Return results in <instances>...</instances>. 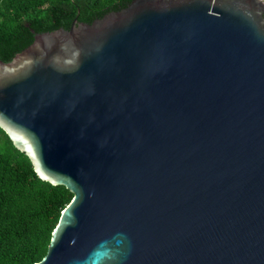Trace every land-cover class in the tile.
<instances>
[{
  "label": "water",
  "instance_id": "1",
  "mask_svg": "<svg viewBox=\"0 0 264 264\" xmlns=\"http://www.w3.org/2000/svg\"><path fill=\"white\" fill-rule=\"evenodd\" d=\"M0 129L71 194L34 264H264V6L132 0L0 61Z\"/></svg>",
  "mask_w": 264,
  "mask_h": 264
},
{
  "label": "trees",
  "instance_id": "2",
  "mask_svg": "<svg viewBox=\"0 0 264 264\" xmlns=\"http://www.w3.org/2000/svg\"><path fill=\"white\" fill-rule=\"evenodd\" d=\"M132 0H0V61L8 63L34 34L90 24ZM72 194L36 176L28 158L0 129V264H34L45 255Z\"/></svg>",
  "mask_w": 264,
  "mask_h": 264
},
{
  "label": "built area",
  "instance_id": "3",
  "mask_svg": "<svg viewBox=\"0 0 264 264\" xmlns=\"http://www.w3.org/2000/svg\"><path fill=\"white\" fill-rule=\"evenodd\" d=\"M264 6V0H258Z\"/></svg>",
  "mask_w": 264,
  "mask_h": 264
},
{
  "label": "bare ground",
  "instance_id": "4",
  "mask_svg": "<svg viewBox=\"0 0 264 264\" xmlns=\"http://www.w3.org/2000/svg\"><path fill=\"white\" fill-rule=\"evenodd\" d=\"M4 62V61H3Z\"/></svg>",
  "mask_w": 264,
  "mask_h": 264
}]
</instances>
